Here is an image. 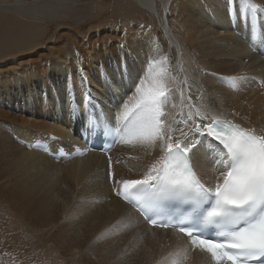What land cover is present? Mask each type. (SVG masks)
I'll list each match as a JSON object with an SVG mask.
<instances>
[{"label": "bare ground", "instance_id": "obj_1", "mask_svg": "<svg viewBox=\"0 0 264 264\" xmlns=\"http://www.w3.org/2000/svg\"><path fill=\"white\" fill-rule=\"evenodd\" d=\"M136 1L158 18V1L169 2L173 13L167 25L154 32L94 31L88 40L58 28L54 39L38 43L41 27L24 28L20 42L29 40L25 53L0 61V204L31 234L37 248L51 259L60 255L64 264H213L209 254L191 250L187 237L148 227L114 194L107 180L108 160L87 154L83 145L84 127L94 126L82 122L75 101L70 110L54 86H61L66 73L75 71L77 52L89 79L98 71L97 61L117 63L127 32L128 63L134 73L144 67L147 53L162 62L157 70L167 71L175 90L173 115L181 114L183 91L184 97H200L197 103L213 113H224L223 118L264 129V11L257 12L254 35L248 21L226 13L224 0ZM77 2L35 0L0 10L50 23L69 18ZM253 2L264 6V0ZM76 83L79 86L78 78ZM92 84L99 89L95 80ZM100 98L107 107L93 117L99 125L104 113L110 115L109 109L116 106L107 95ZM232 112L239 115L233 117ZM40 146L45 150H38ZM158 155V149L152 153L119 140L109 156L119 175L139 178L144 165ZM194 163L210 182L212 165L205 159Z\"/></svg>", "mask_w": 264, "mask_h": 264}, {"label": "snow or ice", "instance_id": "obj_2", "mask_svg": "<svg viewBox=\"0 0 264 264\" xmlns=\"http://www.w3.org/2000/svg\"><path fill=\"white\" fill-rule=\"evenodd\" d=\"M224 3L226 13L248 21L255 35L256 15L264 6L253 0ZM119 47L118 62L97 61L91 79L77 52L75 71L54 86L69 109L75 101L82 122L92 126L97 110L107 107L100 97L107 95L116 106L110 115L104 113L105 134L115 133L122 143L152 153L159 150L139 178L119 175L109 156L107 180L114 194L137 207L152 226L174 228L186 236L190 248L209 254L213 264H264V129L223 118L224 113H213L197 103L200 97H184L183 91L187 110L182 107L179 117L173 115L175 90L167 71L157 70L162 62L147 53L144 67L134 73L128 63L127 32ZM93 80L99 89L93 88ZM201 159L215 170L210 182L197 171L194 162Z\"/></svg>", "mask_w": 264, "mask_h": 264}, {"label": "rangeland", "instance_id": "obj_3", "mask_svg": "<svg viewBox=\"0 0 264 264\" xmlns=\"http://www.w3.org/2000/svg\"><path fill=\"white\" fill-rule=\"evenodd\" d=\"M33 1L35 0H0V7L7 4L14 6L16 2L28 5ZM76 1L78 2L74 3L73 12L69 18L50 23L47 21H30L0 10V61H5L4 59L9 58L10 55L18 57L25 53L22 49L26 47L29 40L23 43L20 42V38L25 35L24 28L41 27L39 28L41 33L36 35V43L40 39L47 40L49 37V39H54L53 34L58 28L72 30L78 38L88 40V35L101 30L125 31L137 28L147 32L160 31L167 25L169 13H173L169 6L170 3L164 5L161 1H158L160 18L151 11L145 10L136 0ZM174 1L170 0L171 3H174ZM177 30L175 26L173 32L177 33ZM175 35L179 37L177 34ZM107 40L111 41V38H107ZM42 48H46V46H42ZM0 211V264H48V259L53 263L55 262V264H64L60 255H56V258L51 259L46 255L45 250L37 248L31 234L25 231V227L21 223L5 213L7 211L1 204Z\"/></svg>", "mask_w": 264, "mask_h": 264}]
</instances>
